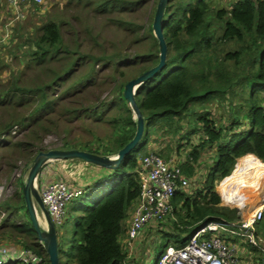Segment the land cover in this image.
I'll return each mask as SVG.
<instances>
[{
  "label": "trees",
  "instance_id": "1",
  "mask_svg": "<svg viewBox=\"0 0 264 264\" xmlns=\"http://www.w3.org/2000/svg\"><path fill=\"white\" fill-rule=\"evenodd\" d=\"M73 2L85 9L93 5L96 14L112 15L111 23L122 36L126 35V42L137 51L132 57L121 51L108 52L109 48L98 41L87 23L73 32L71 48L64 42L62 22L52 17L44 22L40 35L33 40H25L31 58L39 65L52 60H65V64L51 73L48 82L35 88L13 83L3 91L6 99H2V106L12 109L34 105L30 114L11 113L10 121L0 122V149L6 153L0 154L3 166L13 168L15 164L6 159H17V155L21 158L28 156L33 162L37 153L42 151L39 148L35 150L39 142L55 124L49 117L58 106L78 95L91 103L86 107H65L71 118L78 120L88 115L103 120L111 114L117 128V134L106 149L82 146L79 150L115 156L136 133L137 118L125 99V86L160 63V45L154 34L153 21L146 28L128 17L135 16L153 0L68 1L69 5ZM158 2L155 0L153 3V16ZM162 19V36L167 47L165 63L136 90L135 102L145 125L143 155L154 135L162 132V137L179 136L180 141L185 140V144L193 146L181 164L190 179L189 190L176 192L172 201L173 211L162 224L165 229L160 226L158 230L163 231L166 248L170 245L182 248L195 230L210 221L230 224L239 219L236 208L219 206L222 202L235 205L216 191L215 181L230 176L237 159L256 158L264 162V0H227L225 5H220L218 0H168ZM80 34L88 35L93 46L101 48V55L82 53ZM127 67L134 70L131 78L123 72ZM3 68L0 54V72ZM108 69L111 70L110 76L116 74L123 78L115 88L118 94L114 90L111 98L103 97L104 82L99 80ZM59 86L64 87L60 94L56 93ZM213 101L227 104L219 123L211 111H205ZM188 115L193 116L194 121L191 120L188 129L184 130L181 122ZM17 126L19 131L11 136ZM196 136L197 141L191 143L192 137ZM72 149H78V145H67L61 150ZM136 150L102 179L98 189L107 188L103 198L102 193L95 194L92 199L89 197L88 191L96 187L92 185L70 203L68 218L61 229L57 228L61 264H127L128 254L122 240L130 210L141 189L136 173L140 156L134 155ZM203 151L212 152L211 164L205 166L208 169L206 177L198 171ZM171 152L167 149L164 156ZM127 168L130 172L123 171ZM111 177L115 179L108 181ZM196 184H202L203 188L190 192V187ZM15 199L22 201L26 209L22 192L20 195L16 193ZM263 219L255 227L256 233L262 236ZM73 220V233L69 234ZM10 225L12 235L23 239V247L32 249L44 258L45 264H49L46 250L38 241L32 223L23 221L22 224ZM67 243H72L69 251L64 250ZM250 247L260 252L257 247ZM66 253L68 257H65ZM64 258L68 261L64 262Z\"/></svg>",
  "mask_w": 264,
  "mask_h": 264
},
{
  "label": "rangeland",
  "instance_id": "2",
  "mask_svg": "<svg viewBox=\"0 0 264 264\" xmlns=\"http://www.w3.org/2000/svg\"><path fill=\"white\" fill-rule=\"evenodd\" d=\"M69 0H46L45 4L40 7H29L26 8L23 11V18L18 20L16 26L14 27V34L12 39H8L7 41H2L0 37V54L4 61V68L0 72V103L6 99L4 97V90L7 88H10L13 86V83H16L18 86L24 87V88H35L38 85L44 84L48 82L49 77L51 76L52 72L60 70L64 64L65 60H61L60 62L52 60L50 62H47L46 64L39 65L31 58V52L30 48L27 44H25V40H33L37 35L41 34L40 27L51 17L59 22H62L61 25V32L62 36L64 38L65 44L69 45V47L72 48L71 40L74 38L72 36L73 32L76 29L83 28L84 24L87 23V25L91 26V31L94 36L98 37V41L103 45L107 46L109 49L107 50L110 53H113L114 51L118 52L121 51L122 53H127L129 57H132L135 54L136 48H132L129 43L126 42V35L122 36V33L117 31L116 26H114L111 23V16L110 14H96L94 12V6L91 5L90 8H82L78 5L77 2H73V4L68 3ZM220 2V5H225L227 3V0H218ZM0 25H3L6 21H8L9 13L6 9L7 6V0H0ZM155 0H153L152 4L150 3L149 6H146L142 8L138 13L135 14V16H129L128 19L131 21H135L140 24V26H145L148 28L149 24L153 21L154 22V16L152 15V9L154 7L153 3ZM82 22V23H81ZM7 23V22H6ZM5 23V24H6ZM80 41L82 42L80 46V51L82 53H90L92 52L94 55H101L102 50L99 47L93 46L92 39L86 35V34H80ZM121 40V41H120ZM117 41H120L117 44ZM125 41L126 43H122ZM117 44V45H116ZM101 68V67H100ZM98 69V68H97ZM122 71V70H121ZM133 68H126L123 70V72L126 74L127 78H131L133 74ZM111 70L108 69L105 72L102 73L100 77V81L103 83V92L101 94L104 96H108L111 98L113 95V91H116L117 84L122 81L123 78L120 76L114 74V76H110ZM137 74V72H136ZM113 75V74H112ZM48 78V79H47ZM65 86V85H64ZM67 86V85H66ZM65 86V87H66ZM64 89V87L59 86V88L56 90V93H61V91ZM115 94H118V91L115 92ZM3 99V100H2ZM91 101H87L86 98L83 96H75L70 97L67 101H65L62 105L58 106L56 109V112L52 114L49 119L54 121L55 124L51 127V131L48 132L47 135L43 136L41 142H39L37 148L35 150L42 149V151H48L51 149H62L65 146H72L73 144L78 145V149L82 146H86L88 148L103 150L109 147L111 145V139L117 134V128H115L114 123L112 122V116L111 114L103 120H99L97 118H93L88 115H83L81 119H73L71 118V115L68 114V111L64 109L65 107H70L73 105H82L87 106L90 104ZM239 104V102H234V104ZM34 107L33 104L29 106H24L22 108L13 107L12 109L7 108L6 105L0 104V122L5 120V122H8L12 118L13 115H20V114H30V111ZM227 104H221V102H215L209 103L208 106H206L205 111H211L212 114L215 115L216 121L219 123L221 120V117H224L226 112ZM199 111H202V109H199ZM12 113V114H11ZM191 120H193V116H187L181 124L183 125V129L187 130L189 127V122L191 123ZM194 121V120H193ZM225 120L223 119V122ZM20 129L19 126L15 127L14 130L11 132V136L18 132ZM163 132L160 134L154 135L151 143L147 145L149 147L148 149H154V150H163L161 151L162 154L166 153V150L170 149L172 150L171 154L168 156H174L176 155L180 159H186L188 156V153L193 149V146L189 145L188 143L185 144L184 141H180L179 136L175 138L170 137H162ZM16 135V134H15ZM10 137V136H9ZM11 138V137H10ZM9 138V139H10ZM198 136L192 137L191 143L197 141ZM144 142L143 139L140 141L137 150L134 152L136 156H140V160L143 157L142 150L144 149ZM147 149V150H148ZM4 150L0 149V154L3 153ZM160 152V151H159ZM212 152H204L202 153V159L200 160L199 172L203 174L204 177L207 176L208 169L205 168V166H210L211 159L210 155ZM3 154H6L5 152ZM116 156V155H115ZM110 156V157H115ZM30 157L26 156L25 158H21L19 155H17L16 158L9 157L6 159V161L12 162L13 165L11 167H8L7 165L3 166L2 160H0V243H6V244H12L15 246H20L22 244L23 239L18 236H13L11 233L12 228L8 226H12L10 224H22L23 221H30V217L27 215L26 209L23 208V202L17 201L15 199L16 193H23V188L27 182L28 175L30 172V169L32 167V162L29 159ZM71 163L79 164L82 160L80 159H69ZM83 162V161H82ZM85 163V162H84ZM247 163V164H246ZM90 165H94L89 163ZM251 166H249V165ZM263 166L264 162L257 160L256 158H240L237 159V162L235 164V168L232 171L231 175L236 174L237 172L242 173L240 176L242 181L249 180V183L253 182V177L257 175V167L254 168V166ZM96 172L94 175L92 174L93 171L90 172V174L86 173L85 170L82 168L81 175L85 174V178H73L74 181H72V185L74 187H79L80 184H82V190L86 191L90 186L96 185L92 190L88 191L89 197L92 199L95 194L102 193L101 197L103 198V193L107 190V188H100L102 179L106 176H109L113 171H110L109 169L96 166ZM239 168H243L242 170L238 171ZM104 169V170H103ZM128 168L123 170L127 171ZM130 172V171H127ZM255 172V173H254ZM101 173V174H99ZM123 174V173H121ZM223 179L216 180L214 183V188L217 192L222 194L223 196L227 197L230 201L232 199L231 196H229L228 192H223L225 188H223V181L229 177ZM43 178V180H42ZM115 177H111L108 181H113ZM256 180V179H255ZM262 180V184L264 183V178H260ZM44 181L43 174L41 176L37 177V180L35 182V188L40 193L44 186L46 185ZM221 181L220 185L219 182ZM264 187V186H263ZM87 188V189H86ZM190 192H195L199 190V188H203L202 184L195 185L193 188L195 189L193 191V188L190 187ZM252 188H255V186H252L248 189L251 190ZM96 189H98L97 192ZM253 196V194H252ZM250 196V198H252ZM243 197V196H241ZM256 198L253 196V201L251 199H248L246 201H250V204H246V208L244 210L245 214L244 216H248L247 214L253 213L257 209V207L260 205L259 203L264 200V191L262 195ZM249 203V202H248ZM235 206L238 205L237 202L234 201L233 203ZM21 207L19 210H15L16 207ZM219 206L227 207L229 209L235 208L234 206H229L228 203L222 202ZM69 209L70 205L68 207V213L67 218L69 215ZM131 213L132 210H130V217L126 221V225L128 228V225L130 223L131 219ZM11 215H13L11 217ZM11 217L10 219H8ZM38 217V216H37ZM8 219V220H7ZM264 221V219H263ZM165 223V222H164ZM73 227L70 229L69 234L73 233L75 221L72 222ZM41 226V224H40ZM6 227V228H3ZM127 228L126 233L123 237V239L127 240ZM162 229H165L164 226L161 225ZM43 230H46L45 227H43ZM64 230V229H63ZM65 231V230H64ZM62 231V233L64 232ZM68 234V235H69ZM163 231H154L152 227H147L142 236L137 241V244L135 243L130 249L129 246H127V249L125 251L128 254V262L127 264H156L158 261L160 255L162 252L166 249L165 240L162 237ZM263 240L264 236L259 235ZM71 238V236H70ZM58 239L60 241V237L58 236ZM39 241V240H38ZM68 244V243H67ZM72 243L69 247H71ZM67 247V245H66ZM68 247V248H69ZM242 247L250 248L251 247L247 243L240 244V249ZM63 249V243L62 247ZM65 248V246H64ZM70 248L67 250L69 251ZM252 250V249H251ZM253 251V250H252ZM257 259L262 258L261 252L255 251ZM67 255V253H66ZM65 257H68L65 256ZM244 256H242L241 253V261H243ZM64 261V260H63ZM262 264V263H261Z\"/></svg>",
  "mask_w": 264,
  "mask_h": 264
},
{
  "label": "built area",
  "instance_id": "3",
  "mask_svg": "<svg viewBox=\"0 0 264 264\" xmlns=\"http://www.w3.org/2000/svg\"><path fill=\"white\" fill-rule=\"evenodd\" d=\"M7 2L13 17H9L3 27L4 34L0 36L2 41H7L11 37V26L23 18V11L26 8L40 7L46 0H7ZM163 150L148 149L136 169L141 189L131 209L127 240H122L126 249L127 246L132 249L133 245L137 244L147 227L158 231L173 211L172 201L176 192L189 190L190 179L181 167L186 159H180L176 155L164 156L161 152ZM220 183L221 181L219 185ZM81 188L74 187L66 180L55 179L48 182L40 192L42 201L57 228L63 227L70 203L83 194ZM240 206L241 204L234 206L239 209V214L247 205ZM263 217L264 201L251 216L246 218L240 216L237 221L230 224L210 221L195 230L184 247L168 246L156 264H240V244L231 240L232 236L253 248L257 247L264 264V240L258 236L255 229L256 224ZM0 264H45V260L30 248L0 243Z\"/></svg>",
  "mask_w": 264,
  "mask_h": 264
},
{
  "label": "water",
  "instance_id": "4",
  "mask_svg": "<svg viewBox=\"0 0 264 264\" xmlns=\"http://www.w3.org/2000/svg\"><path fill=\"white\" fill-rule=\"evenodd\" d=\"M167 2L168 0H159L153 18L154 34L157 40H159L160 45V63L156 67L144 72L143 75L130 80L125 86L124 90L125 99L128 101L130 107L132 108V111L135 113V117L137 118L136 133L133 139L128 142L115 157L100 156L79 149H51L48 151L38 152L33 159L27 182L23 188V197L26 205V210L36 231L38 240L40 243H42V246L44 247L48 255L49 264H61V258L59 254V239L57 227L53 223L50 214L42 201L40 193L35 188L37 177L40 175L42 169L48 162L69 159H80L83 162L91 163L96 166L109 169L110 171H114L119 167L122 160L138 147L145 132V125L141 112L136 106L135 94L136 90L141 85H143V82H145L148 78H150L164 66L167 47L166 42L162 36V17ZM35 204L44 213L47 222L46 230H43L40 226Z\"/></svg>",
  "mask_w": 264,
  "mask_h": 264
},
{
  "label": "crops",
  "instance_id": "5",
  "mask_svg": "<svg viewBox=\"0 0 264 264\" xmlns=\"http://www.w3.org/2000/svg\"><path fill=\"white\" fill-rule=\"evenodd\" d=\"M6 9H7L8 13H9V16L13 17L12 10H11L8 2H7ZM5 23L3 25H0V36H2V34H4L3 27H4ZM15 26L16 25H14V24L11 26L12 35H11V37L9 39H12V37H13L14 27ZM148 145H149V143H148ZM82 168L85 170V174L86 173L90 174V172L93 171L92 174L94 175V173L96 172L95 165H90V164L84 163L82 161L79 164L71 163V161H69V160L49 162V163H47L45 165V167L43 169V176H44V181L43 182H45L47 184L48 182H50L52 180L62 179V180H66V181H68L69 183L72 184V181H74L72 179V177L73 178H76V177L79 178L80 177V178H85L86 179L85 174L81 175V170L80 169H82ZM99 174H101V173H99ZM42 180H43V178H42ZM82 184H80L79 187H82ZM263 201L264 200H262L259 204H261ZM35 207H36L38 220H39V223L41 224L42 229H43V227H45V229H47V222H46L44 213L42 212V210L36 204H35ZM245 209H247V208L245 207ZM237 210H238V213H239V209H237ZM244 214H245V212L242 211V213L239 214V218H240V216H242L244 218L248 217V216L245 217ZM231 240H235V241H238L239 244H243L241 242V240L236 238V237L232 236ZM69 246H70V244L68 243L67 247H65L64 250L67 251L70 248ZM240 251L242 253V256H244L243 259H242L243 261H241L240 264H261V260L257 259V257H256L257 253L255 251H252L250 248H246V247H242L240 249ZM241 253H240V259H241ZM63 260H64V262L68 261L67 258H64Z\"/></svg>",
  "mask_w": 264,
  "mask_h": 264
},
{
  "label": "bare ground",
  "instance_id": "6",
  "mask_svg": "<svg viewBox=\"0 0 264 264\" xmlns=\"http://www.w3.org/2000/svg\"><path fill=\"white\" fill-rule=\"evenodd\" d=\"M257 167L259 169H257ZM254 168L257 169V175L255 177H253V182L249 183V180L247 181H242L243 178H241L240 176L242 175V170L243 168H239L236 174L233 173V175H231V177L225 179L223 181V188H225V190L223 192H228L229 190H231L229 193V196L232 197L230 202H237L238 205L241 204V206L245 205V204H250V201H246L247 198L251 199L253 201V196H255L256 198L258 197V199L260 198L259 196L262 195L263 191H264V183L262 184V180H260V178H264V167L263 166H254ZM255 173V172H254ZM256 179V180H255ZM255 186V188H252L251 190H248L251 186ZM253 194V196H252ZM243 196V197H241ZM250 196H252V198H250ZM232 202V203H233ZM249 202V203H248ZM253 213L247 214L248 216H251Z\"/></svg>",
  "mask_w": 264,
  "mask_h": 264
}]
</instances>
